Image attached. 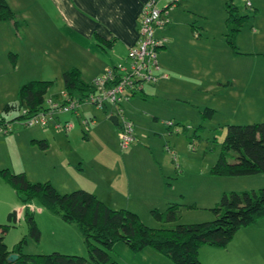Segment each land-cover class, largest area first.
I'll return each mask as SVG.
<instances>
[{
	"label": "rangeland",
	"instance_id": "obj_1",
	"mask_svg": "<svg viewBox=\"0 0 264 264\" xmlns=\"http://www.w3.org/2000/svg\"><path fill=\"white\" fill-rule=\"evenodd\" d=\"M188 1L196 4L187 7L191 8L187 9L189 11L178 8L176 17L182 19L177 32L181 33L182 30V34L188 31H193L196 35L200 33L198 39L184 42L179 52L182 53L180 58L184 75L190 78L176 79L177 81H172V87L160 89L155 94L149 93L150 89L145 87L149 90L146 96L136 93L122 102L123 116L130 122L134 133V140L129 145L121 147L117 125L110 122L108 116L98 107L85 102L76 107L78 118L75 113L68 110L54 115L45 127L25 126L20 121L12 123L10 132L0 133V168L8 169L11 173L21 172L30 183L48 181L58 193L64 194L83 190L87 185L98 183L99 189L103 188L105 181H99L95 176L96 182H93L90 176L96 175L98 170L117 167L121 179L119 188L123 190L120 194L112 193L113 198L108 199V202L101 201L111 209H127L133 212L150 228L159 226L150 215V211L165 209L166 198L171 195L167 189L181 191L187 196L202 192L205 199L215 193L218 197L217 202L223 193L264 188V174L261 173L239 176L209 174V168L221 152V142L227 124H250L264 120V0H232L238 13L246 16L233 37L234 50L238 54L233 53L225 42L224 0ZM204 1L208 6L204 3L203 8ZM246 1L251 6H246ZM165 4L166 0H158L156 7L161 8ZM34 6L35 4L28 1L17 9L27 12L20 14L15 12L18 26L11 27V33L19 39L14 40V45H18L19 50L17 53L12 46L9 50L14 54V64L17 62L18 71L23 74L22 76L26 77L27 81L36 79L51 81L44 97L61 103L63 88L61 73L74 68L79 72L89 73L91 64L86 57L92 59L95 57L96 63L102 62L103 59L96 57L95 54L90 55L91 47L86 40L64 31L61 20H53L57 32L48 33L43 27L40 29ZM174 7H169L167 13ZM3 30V27L2 30L0 28V39L9 38L7 31ZM44 49L48 53H54V57L50 58H55V61H46L40 66L38 60L43 58L41 52ZM103 49L107 51L106 47ZM6 55L8 59V53ZM191 59L194 61L193 71L190 68ZM107 64L110 62L107 61ZM124 65H128V60ZM84 79L87 80L88 77ZM206 108L213 111L209 113ZM16 112L18 111L12 110L7 115L18 114ZM91 116L93 124L83 126L80 123L82 118ZM153 116H157L158 121H154ZM53 121L60 124L70 123L72 129H54L51 127ZM167 121L174 126L167 128L165 124ZM182 127H185L184 130ZM41 134L48 137L49 147L46 151H41L35 144H30L33 135ZM76 155L98 156L101 165L95 167L92 161L81 163L75 159ZM224 156L228 162L235 159V153L231 150L225 152ZM147 169L150 170V174L154 173L159 177L162 173L168 186L164 185L162 192L154 194L150 192L149 196L148 192L145 191L146 194L143 195L135 188L129 191L127 176H131L134 170L139 174L137 179L150 177L146 174ZM170 169H175L176 174L169 173ZM0 188L8 192L11 190L1 178ZM93 190L100 191L97 188ZM165 190L169 193H165ZM191 199L186 198V203H193ZM151 201H156L154 204L157 208L149 205ZM185 201L178 204L180 211L178 223H202L214 219L206 206L192 207L191 204L183 206ZM36 206L37 203L32 201L25 207L40 233L39 241L34 242L27 236L24 215L20 216L18 211L16 213L12 211L14 212L12 218L0 212V224L9 227L4 234L5 243L11 247L23 239L21 251L26 254L44 255L51 252L69 254L64 253L65 250L60 246L51 248L59 237V228L62 224L60 219L41 209V216L52 218L55 224L48 220H40L35 212L39 206ZM144 216H147L145 217L147 219ZM252 226L255 225L246 228H250L254 237L259 232L264 233V225ZM51 233L53 235H50ZM85 254L83 247L81 255H72L83 257ZM131 256L123 243L114 244L109 252V257L117 264H133L135 259Z\"/></svg>",
	"mask_w": 264,
	"mask_h": 264
},
{
	"label": "trees",
	"instance_id": "obj_2",
	"mask_svg": "<svg viewBox=\"0 0 264 264\" xmlns=\"http://www.w3.org/2000/svg\"><path fill=\"white\" fill-rule=\"evenodd\" d=\"M224 10L225 42L233 53L238 54L234 50L233 37L246 16L238 13L232 0H224ZM0 21L8 22L15 28L18 26L16 14L5 0H0ZM95 37L99 44H103V47H108L111 43L110 41L105 43L98 36ZM8 58L10 64L14 65V54L8 52ZM61 79L62 93L65 96L61 104L73 101L78 106L85 102L95 105L90 101L91 96L97 95L92 80L84 81L75 68L63 71ZM51 83L49 80L39 79L22 83L17 90V101L10 105L6 104L3 110L19 111L25 108L28 113L47 110L44 95ZM110 83H115V80L107 84ZM142 90L143 87L125 95V98L117 103L106 100L100 106H95L108 117L115 116L119 132L120 118L127 120L122 113V102L136 93L139 94ZM207 110L209 113L213 111ZM20 117L18 114L15 119L19 120ZM83 119L89 121L88 124L94 122L92 117ZM2 123L4 122H0ZM165 124L167 128L174 126L170 121ZM184 128L182 127V130ZM132 137L133 141V129ZM30 142L39 149L46 148V142L43 139ZM230 150L235 153V159L232 162H228L224 156L225 152ZM255 173L264 174V120L250 124H227L221 142V152L209 168V174L239 176ZM0 178L23 205L35 201L41 209L56 215L63 223L73 225L81 237L86 253L83 257L58 252L44 255L26 254L21 251L23 239L8 249L3 242V236L9 227L0 224V264H117L109 257V252L116 243L125 244L129 252L133 254L150 249L166 258L171 264H200L198 259L200 247L224 248L239 229L264 221V188L221 194L214 207L209 209L214 216V219L209 222L178 223L180 211L176 203L169 204L162 212L153 209L150 215L159 227L150 228L145 226L133 212L127 209H111L88 191L74 190L60 194L48 181L30 183L23 173H11L5 168H0ZM13 213H9L7 217L12 218ZM24 221L27 236L34 242H38L40 233L31 215L24 213ZM9 254L16 255L12 263L6 260Z\"/></svg>",
	"mask_w": 264,
	"mask_h": 264
},
{
	"label": "crops",
	"instance_id": "obj_3",
	"mask_svg": "<svg viewBox=\"0 0 264 264\" xmlns=\"http://www.w3.org/2000/svg\"><path fill=\"white\" fill-rule=\"evenodd\" d=\"M10 9L16 13H25L27 10H17L21 5L26 4L28 1H31L32 4H35V16L37 17L39 28L47 31L48 33L57 32L53 20H61L64 25V31H69L71 34H75L82 39L86 40L91 47L90 55L95 54L96 57H100L103 61L96 63L94 59L86 57V60L91 64V71L89 73L80 72L81 78L84 81H91L94 78L103 74V72L108 68L112 67L118 63L124 64L126 59V53L129 47H132L137 40V17L142 8V6L148 0H5ZM208 6L207 2H203V8L205 4ZM218 3V2H217ZM196 2H191L188 0H179L175 7L167 13L168 22L162 26H155L153 30V35L156 38H163L165 41L162 46L156 49V61L158 65V78L153 83H147L143 86V90L139 93L140 95L146 96L149 90H146L145 87L150 89L152 94H155L157 91L166 90L168 87H172V81L183 80L184 78H190L184 75L182 69V59L179 53L182 49V44L184 42H192L195 39L200 37V33L197 35L193 31H188L185 34L177 32L178 25H181V17L178 19L176 17L178 8H184L185 10L191 9L187 7H193ZM224 4V3H223ZM190 5V6H189ZM201 6V5H199ZM210 6V5H209ZM218 5H215V7ZM251 6V4H250ZM202 8V9H203ZM213 8V7H212ZM218 10V9H217ZM189 11V10H187ZM225 18V17H224ZM42 20V21H39ZM225 23V22H224ZM186 24V22H185ZM4 28L3 31H7L9 38L0 39L1 49H0V122H6L12 125V123H18V119L15 117L18 114L7 115L12 110L4 111L3 108L6 104L10 105L17 101V90L19 86L26 82V77L22 76L18 71V64L11 65L7 59L8 50L12 47H15V51L18 53V45H14V40H19L17 37L11 33L12 26L8 22L0 21V28ZM194 27V26H192ZM58 29V28H57ZM95 36L101 38L105 43L110 41V45L104 46L107 51L103 49V44H99ZM9 42V45H8ZM88 52L87 50H85ZM10 52V50H9ZM89 53V52H88ZM41 55L43 58H40L38 61L40 66L44 65L46 61H55L53 52H47L46 49L42 50ZM85 58V57H84ZM107 61L110 64H107ZM193 59H191V71H193ZM182 64V65H181ZM183 72V73H182ZM190 75V73L188 74ZM88 77L87 80L84 78ZM177 79V80H176ZM45 98V97H44ZM50 99L46 97L45 100ZM63 97L61 96V101ZM54 101V100H52ZM1 113H4L1 114ZM18 113V112H16ZM5 114L7 116H5ZM157 115V114H154ZM158 116V115H157ZM153 116L154 121H158V117ZM79 114L77 115V118ZM92 117V116H91ZM94 117V116H93ZM52 120V119H51ZM94 121V120H93ZM59 123V122H58ZM54 121L51 125L52 128ZM59 129V128H54ZM70 129L72 125L70 124ZM46 132L45 130H43ZM7 134V133H6ZM43 137L46 142V148L41 149V151H46L49 147L48 137L41 135H33L30 138L31 140L41 139ZM6 138V137H3ZM53 140H55L53 138ZM52 141V139H51ZM30 144L34 145L30 142ZM131 153V151H130ZM129 153V154H130ZM107 157V156H106ZM105 157V158H106ZM75 159L77 161H87L94 164L95 167L101 165V161L98 156H80L76 155ZM113 169L105 168L104 170H98L96 175H91L90 179L93 182H96V178L99 181H105L103 188L99 189V183L97 185H87L83 190H86L94 194L100 201L112 199L114 194H120L122 188H119L120 179V170L117 167H112ZM172 175H175V169H170L168 171ZM111 173V174H110ZM146 174L150 177H142L137 179L139 175L134 170H132L131 176H127V187L128 190H133L134 188L137 192L145 195V191L152 194L156 192H162L164 190L165 176L161 173V176H156V174H150V170L147 169ZM96 176V178H95ZM109 177V178H108ZM97 188L100 191H94L89 189V187ZM168 186V184L166 185ZM170 190L171 195L166 198V207L171 203L179 204L180 201H185L186 198H192L191 202L193 203H183L185 205L197 206H206L208 210L213 204H215L218 197L215 196V193L212 194L207 199L204 198L202 192H199L194 195H185L181 191H172ZM0 188V212L2 214H9L12 211L15 213L18 211L20 216H23L24 213H27L26 205H23L19 199H17L12 190ZM128 191V192H129ZM98 192V193H97ZM168 191L165 190V193ZM168 192V193H169ZM129 196V194H128ZM102 198V199H101ZM128 198V197H127ZM129 200V198H128ZM101 201V202H102ZM103 201V202H104ZM156 201H151L152 207H156ZM155 203V204H154ZM182 204V202H180ZM38 207V206H36ZM164 209V210H165ZM157 210V209H156ZM163 210V211H164ZM159 211V210H158ZM36 215L40 220H48V222H53L52 218L41 216V208L36 209ZM162 212V211H159ZM147 216H144V218ZM147 219V218H145ZM149 220V219H148ZM59 228V237L57 241L52 244L51 248L55 246L62 247L64 253L69 254H78L81 255L83 252V243L77 229L73 225L65 224L61 221ZM157 223V222H156ZM264 222H257L255 226L264 225ZM55 224V223H54ZM144 224V223H143ZM158 224V223H157ZM145 225V224H144ZM252 226V227H255ZM159 227V226H158ZM250 228H243L237 231L230 243L224 248H215L209 246H202L198 250V259L200 264H264V233L259 232L256 237L249 230ZM50 235H53L51 233ZM3 236V242L5 243ZM8 249V245L5 243ZM125 245V244H124ZM128 250L127 246L125 245ZM122 248V246H121ZM129 251V250H128ZM131 253V252H130ZM131 257H134L135 262L133 264H171L166 258L157 254L156 252L145 249L139 253H131Z\"/></svg>",
	"mask_w": 264,
	"mask_h": 264
},
{
	"label": "built area",
	"instance_id": "obj_4",
	"mask_svg": "<svg viewBox=\"0 0 264 264\" xmlns=\"http://www.w3.org/2000/svg\"><path fill=\"white\" fill-rule=\"evenodd\" d=\"M158 0H148L141 8L137 17V40L136 43L129 47L126 53L128 65L125 66L118 63L112 67H108L103 74L94 78L92 84L96 89L97 95L91 96L90 101L100 106L103 101L117 103L125 98V95L140 90L144 83L155 82L158 78V65L156 61V49L162 46L165 39L156 38L153 35L155 26H162L168 22L167 9L175 6L179 0H166V4L156 7ZM246 6H250L248 1ZM115 80V83L107 84ZM63 100L65 99L62 93ZM62 100V101H63ZM61 101V103H62ZM54 102L50 99L45 100L47 110L38 111L36 113H28L25 108H21L18 114L21 116L18 121L25 126L38 125L45 127L54 115L62 111H72L78 115L75 102L70 101L65 104ZM89 121L81 119L80 123L85 126ZM120 130L118 138L121 147H126L133 139L132 126L129 121L120 118ZM54 128H64L68 130L70 123L60 124L54 122ZM10 130L9 123L0 124V133H8Z\"/></svg>",
	"mask_w": 264,
	"mask_h": 264
},
{
	"label": "water",
	"instance_id": "obj_5",
	"mask_svg": "<svg viewBox=\"0 0 264 264\" xmlns=\"http://www.w3.org/2000/svg\"><path fill=\"white\" fill-rule=\"evenodd\" d=\"M108 120H109L110 122H112L113 124H116V118H115L114 115H110V116L108 117ZM15 259H16V255H14V254H9L6 260H7L8 263H12Z\"/></svg>",
	"mask_w": 264,
	"mask_h": 264
}]
</instances>
